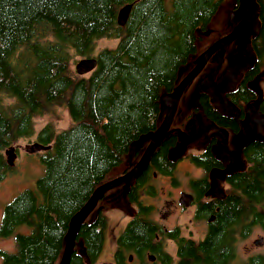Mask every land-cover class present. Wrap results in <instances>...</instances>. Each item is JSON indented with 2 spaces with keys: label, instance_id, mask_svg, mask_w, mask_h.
I'll use <instances>...</instances> for the list:
<instances>
[{
  "label": "trees",
  "instance_id": "1",
  "mask_svg": "<svg viewBox=\"0 0 264 264\" xmlns=\"http://www.w3.org/2000/svg\"><path fill=\"white\" fill-rule=\"evenodd\" d=\"M222 1L0 0V181L13 170L5 150L34 135V117L63 106L71 119L58 132L48 123L36 135L35 142L49 146L40 154L45 170L35 188L22 190L3 208L0 236L13 235L15 249L0 251L2 264H58L72 216L100 184L126 170L108 177L111 171L128 157V168L141 158L149 139L136 148L133 143L160 125L163 99L193 67L178 74L196 54L198 32L207 27ZM257 2L261 25L251 40L255 64L234 89L225 92L234 111L241 100L255 98L249 83L264 68V0ZM127 4L130 15L119 26L118 11ZM102 38L116 39V45L97 50ZM91 56L97 59L96 67L77 75L76 60ZM208 63L185 88L180 103ZM197 89V105L187 117L199 111L207 120L215 115L221 126L238 129L233 119L213 112L207 90ZM259 99L257 108L264 115V94ZM184 123L185 119L174 118L171 127L183 128ZM175 132L168 130L148 167L123 195L136 212L115 238L112 261L100 264H127L133 254L141 260L138 264H173L165 250L169 238L178 245L175 264H231L236 235H246L256 225L264 230V141L243 146L246 168L230 179L226 196L198 203L197 217L215 216L203 238L185 240L177 227L167 230L154 221V207L143 201L141 192L158 194L151 184L153 171L172 175ZM209 148L190 154L189 160L208 168L214 162ZM205 184L200 183L199 190ZM144 186L148 188L141 191ZM118 188L96 203L94 219H89L91 213L85 219L70 264H81L83 256L91 264L97 262L107 222L100 201ZM22 225L29 231L18 232ZM149 255L155 261H149ZM247 264H264V258L256 256Z\"/></svg>",
  "mask_w": 264,
  "mask_h": 264
},
{
  "label": "rangeland",
  "instance_id": "2",
  "mask_svg": "<svg viewBox=\"0 0 264 264\" xmlns=\"http://www.w3.org/2000/svg\"><path fill=\"white\" fill-rule=\"evenodd\" d=\"M237 4L236 0H223L220 6L218 7L216 13L213 15L210 23L208 24V35H205L203 31H199V40L197 43V52L191 58L190 62L186 66H182L179 69L178 74H184L188 70V68L194 64V60L196 57L200 55L202 50L208 43H211L216 38L225 35L230 29L234 27L235 21L237 19L236 11L234 10V6ZM116 39H107L102 38L97 41L96 49L104 48V47H114L116 45ZM233 44L231 47L224 48L221 50V53L224 56L229 57L233 54L234 50ZM230 50L232 52L228 53ZM247 51L249 54V65L254 60L253 52L250 48V45H247ZM228 53V54H227ZM222 58V56H221ZM79 59L76 60V62ZM225 61V60H224ZM222 62H215L210 60L207 65V68L196 80L195 87L191 88L182 99L181 103L177 108L175 119H185V123L183 128L178 127H170L178 131L182 134L188 135L190 131L193 132V135H196L200 131L201 125L209 126L206 118L198 111L196 113H192L191 116L187 117V114L191 112V109L197 105V87L201 80L210 84V88L207 89L209 93H212V85L218 84L222 78L228 73V67L226 64ZM75 62V64H76ZM74 64V66H75ZM241 74H238L231 82H229L224 91L228 89H232ZM250 85L256 90L258 97L264 94V71L259 74V77L256 78ZM199 88V87H198ZM163 99V97H161ZM257 107L256 102L251 103L247 107L248 116L244 121V125H242V130H248L250 117H259L255 110ZM255 111V112H254ZM183 120L180 121V124H183ZM48 123H52L55 126V131L58 132L61 129L66 128L70 123L71 119L68 115L67 110L63 106H58L51 113L39 115L33 118V130L34 135L31 137L21 138L19 141L14 143L9 147L11 153H14V157H12L13 165L12 171L8 172L6 176L0 181V219L2 215V211L4 206L11 201L14 196H16L19 192L27 188H35L36 180L40 176L43 175L45 167L44 164L40 160V152H29V145L35 142L36 135L41 127L47 125ZM179 123V122H178ZM210 129V128H209ZM250 130V129H249ZM248 130V131H249ZM175 132V133H176ZM205 132L200 133L201 137L197 139H190L189 143H185L184 151L180 154L177 150L179 142L175 146L174 149L171 150V157L179 158L185 152L197 153L200 152L207 144L209 139V134H204ZM264 134V126L262 127V135ZM264 136V135H263ZM198 137V136H196ZM150 138V135H146L141 137L139 140L133 143L132 148H136L138 146L144 145L145 142ZM222 145V144H221ZM217 145L216 149L219 152L221 149ZM131 158L128 157L126 159V163L115 168L108 177H111L117 173L123 171L124 167L130 163ZM185 160V159H183ZM239 162L240 165L238 168L245 167V160L240 157V159L230 158L225 160V168L224 172H229L230 168L233 166L232 161ZM178 167V163H177ZM179 171H176V174L182 181L180 187H182L186 181L188 176H197L199 175V171L193 170L188 167L185 162H182ZM215 177L213 176V179ZM213 189L215 187V192L221 189V192L226 190V186L220 180H213ZM152 184L156 186L158 190V194L154 197L143 194V201L147 204H151L154 207L152 218L154 221L158 222L164 227L172 228L174 226H179L181 232L186 236L190 237L194 240L201 239L204 235L206 228L205 219H196L194 216V207H178L171 204L168 207V203L173 200L176 203V198L178 199L180 192L179 188H170L167 180L163 177H155L152 180ZM186 188V187H185ZM182 189L186 191L187 189ZM170 191V192H168ZM124 190L122 188H118L109 192L101 202L103 205V209L105 210V215L107 217L106 227H105V235H104V246L102 252L97 260V263L102 261H112L113 259V249H114V241L118 233H120L125 227L126 223L132 216L135 211V206L128 204L123 198ZM214 193V192H213ZM212 193V194H213ZM214 196V195H209ZM168 212V213H167ZM96 208H94L89 216V219H94L96 217ZM167 213V214H166ZM165 214V216H164ZM20 233H26L29 231V227L26 225L19 226L17 229ZM2 237V236H0ZM255 239H264V231L262 228L253 226L249 234L240 238L236 244V256L233 260V264H245L246 258L249 255L253 254H264V244L261 246H257L253 244ZM15 249L14 238L12 236L2 237L0 238V251H13ZM77 251L81 254L82 248L80 243L76 245ZM165 250L170 254L174 255L175 247L174 243L171 240H165ZM0 264H2V258L0 257Z\"/></svg>",
  "mask_w": 264,
  "mask_h": 264
},
{
  "label": "flooded vegetation",
  "instance_id": "3",
  "mask_svg": "<svg viewBox=\"0 0 264 264\" xmlns=\"http://www.w3.org/2000/svg\"><path fill=\"white\" fill-rule=\"evenodd\" d=\"M256 2V13H257V22H256V24H255V26H254V28L252 29V30H250V32H249V35H248V41H247V45H250V48H251V40H252V38L254 37V35H255V33L257 32V29L260 27V25H261V22H260V17H259V14H258V11H257V8H258V6H259V4H258V2H257V0L255 1ZM239 7H241V9H242V11H243V13L242 14H240V15H237V19H236V21H235V24H234V27L240 22V20L242 19V17H243V15H244V12H245V5L241 2V0H238L237 1V4L235 5V11L237 12V9L239 8ZM211 21V20H210ZM210 23V22H209ZM233 27V28H234ZM232 28V29H233ZM232 29H230V31L232 30ZM230 31H228L226 34H228ZM203 33H205V35H208L209 33H208V25H207V27L203 30ZM208 33V34H207ZM225 34V35H226ZM224 36V35H223ZM222 36H220V37H218V38H216L214 41H212L211 43H208L206 46H205V48L202 50V52L204 51V50H206L211 44H213L215 41H217L219 38H221ZM235 45L234 47H233V50H234V52H233V54L235 53V50H236V40H234V41H232L231 43H229V44H227L226 46H224V47H221V48H219L218 50H216L215 52H214V54H212L211 55V57L209 58V60L207 61V63L208 62H210V60H212V61H215V62H223L224 60H228V64L226 65V67H228V72L230 71V69H231V64H230V58H231V56H233V54L229 57V55L228 56H224V58H223V54L221 55L222 56V58H221V60L220 61H217L216 60V57L219 55V53H221V50H224V48L226 49L227 47L229 48V47H231L232 45ZM228 48H227V50H228ZM247 49V48H246ZM252 50V49H251ZM201 52V53H202ZM230 52H232V50H230L228 53H230ZM253 52V51H252ZM227 53V54H228ZM247 53H248V51H247ZM254 55V54H253ZM197 58V57H196ZM195 58V59H196ZM255 60H256V58H255V56H254V60L252 61V63L249 65V54H248V63H247V65L246 66H244V67H242L239 71H238V73L233 77V79L238 75V74H241V76H240V78L238 79V81L242 78V76H245V74H247L248 72H249V70L251 69V67L252 66H254V64H255ZM194 64H193V66L195 65V60H194V62H193ZM206 63V64H207ZM205 67V66H204ZM202 71V70H201ZM200 71V72H201ZM264 71V68H263V70L261 71V72H259L252 80H251V82H253L256 78H258L259 77V74L260 73H262ZM198 76V75H197ZM196 76V77H197ZM195 77V78H196ZM194 78V79H195ZM193 79V80H194ZM232 79V80H233ZM231 80V81H232ZM230 81V82H231ZM237 81V82H238ZM236 82V83H237ZM250 82V83H251ZM250 83H249V86L252 88V89H254L251 85H250ZM236 87V84H235V86L232 88V89H234ZM208 88H210V86L208 87ZM207 88V89H208ZM200 89V88H199ZM211 89H212V91H213V86L211 87ZM229 90H231V89H228V90H226V91H229ZM255 90V89H254ZM202 91V90H201ZM204 91V90H203ZM226 91H224L223 93H222V96L220 95V96H218V98H217V101H215V102H212V100H211V93H209V97H210V101H211V103L213 104V112H215L216 114H218L219 116H221V117H225V118H228V119H233L235 122H236V125H237V127H238V129L236 128L235 129V127H234V125H233V127L232 128H228V127H224V126H221L220 124H218V122H217V120H216V116L214 115L213 116V119L212 120H207L208 121V123H209V127H210V129L207 131V132H205L204 134H202V135H205V134H209V139H208V142H207V144H206V146L200 151V152H197V153H191V152H185L181 157H179V158H171L172 160V166L174 167L173 168V172H172V175H165V174H159V173H157V172H155V171H153L152 172V175H151V181L153 180V179H155V177H163V178H165L166 180H167V183H168V185H169V187L170 188H179V191L178 192H180V194H179V197H178V199L176 198V203H175V201L173 200L172 202H169L167 205H168V207L171 205V204H174V206L176 207V206H178V207H184V208H189V207H194V216H195V218L196 219H199L200 217H197L196 216V211H197V208H198V203H202V202H208L209 200H211V199H213V198H219V197H224V196H226L228 193H229V191H230V184H229V181H230V179H232V178H234L235 177V174L236 173H239L240 171H243L245 168H246V166L245 167H241V168H238V166L240 165V163L239 162H236V161H232V164H233V166L230 168V171L229 172H224L223 170H224V168H225V160L226 159H230V158H236V159H240V157H242L244 160H245V158L243 157V149H244V145L246 146L248 143H250V142H252V141H264V134L262 135V127L264 126V115L259 111V109L256 107L255 108V110H256V112L258 113L257 115L259 116V117H250V120H249V123L247 124V125H249V127L250 128H248V130H246V131H243L242 130V125H244V121L247 119V116H248V109H247V107H248V105H250L251 103H253V102H256V105H257V103L259 102V98L261 97H258V95H257V92H256V90H255V92H256V94H255V98H253V99H251V100H249V99H247V98H245V100H241L239 103L241 104V107H239L238 106V110L237 111H234L233 110V108L231 107V104H232V100L231 99H228L227 98V96H225V92ZM197 93H198V91H197ZM198 95V94H197ZM239 96V95H238ZM197 97V96H196ZM166 99H165V97H164V99H163V101H165ZM180 101V100H179ZM182 101V100H181ZM180 103V102H179ZM179 103H178V106H179ZM178 106H177V108H178ZM167 108H168V102H166L165 101V103H163L162 104V109H164V115H165V113H166V111H167ZM177 110V109H176ZM255 112V111H254ZM175 114H176V112H175ZM175 114H174V116H175ZM174 118L175 117H173V120H174ZM172 120V121H173ZM172 124V123H171ZM170 127H171V125H170ZM169 127V131H171V130H173L172 128H170ZM251 132H253L252 134H251ZM179 134H180V132L178 131V133H177V138H178V142L179 143H181V139L179 138ZM223 134H225V137L223 136ZM149 135H151V134H149ZM199 137H201V135H199L198 137H196L195 139H197V138H199ZM225 140H226V142H225ZM149 141H150V138H149ZM177 142V143H178ZM189 143V142H188ZM222 144V145H221ZM177 145V144H176ZM217 145H221V146H219L220 147V151L218 152L217 151V149H216V146ZM208 146H210V148H209V152H210V158L211 159H213L214 160V162H211V164H210V166H212L210 169H208L210 166H208V168H203L202 166H199V165H197V164H195L194 162H191L190 160H189V155L190 154H200V153H203L207 148H208ZM144 152V151H143ZM143 154V153H142ZM170 155H171V153H170ZM142 156V155H141ZM183 159H185V160H183ZM182 162H185V164L188 166V167H190L191 169H193V170H197V171H199V175H197V176H188L187 175V178H186V181H185V183H184V185L182 186V187H180L181 186V184H182V181H181V179L179 178V176L176 174V171H179V167H180V165H181V163ZM246 162V161H245ZM149 163V162H148ZM177 163H178V167H177ZM136 164V162L134 163V165ZM134 165H132V167L134 166ZM132 167H130V168H128V167H124V169L123 170H126V171H128L129 169H131ZM148 167V165L145 167V168H147ZM145 168H144V170H145ZM144 170H142V171H144ZM123 174V173H122ZM121 174H119V175H116V176H114V178H116V177H118V176H120ZM213 176L215 177L214 179H213ZM134 180H136V178H134L133 179V181ZM213 180H220V181H222V183L226 186V190L225 191H223V192H221V189L220 190H218V191H216L215 192V187H214V189H213ZM151 183V182H150ZM200 183H206L204 186H203V189L202 190H199V184ZM152 184V183H151ZM123 190H124V184L123 185H119ZM198 187V192H197V190H196V187ZM186 187V188H185ZM114 188V187H113ZM148 187L147 186H144L142 189H141V191H143V190H145V189H147ZM155 188H156V186H155ZM187 189L186 191H184V190H182V189ZM157 189V188H156ZM168 192H170V191H168ZM183 192H185V193H188V194H191L192 195V200H191V203H190V205L189 206H183V205H181L180 203H179V198H180V195H181V193H183ZM214 192V193H213ZM213 193V194H212ZM143 194H144V192H141V195L143 196ZM209 195H214V196H209ZM196 196H200V198L199 199H197V197ZM132 205V204H131ZM180 205V206H179ZM134 206V205H133ZM135 212H136V207H135V211H134V213L132 214V216L135 214ZM168 213V212H167ZM166 213V214H167ZM131 216V217H132ZM164 216H165V214H164ZM130 217V218H131ZM214 217L215 216H213L212 214L210 215V218L209 219H207V217H205V218H200V219H205V221H206V228H205V232H204V235L206 234V231H207V227H208V223L209 222H212L213 220H214ZM92 220V219H91ZM130 220V219H129ZM128 220V221H129ZM209 221V222H208ZM0 224H1V219H0ZM127 224V223H126ZM163 227H164V225H162ZM175 227H177L178 229H179V233H180V235L182 236V237H184L185 238V240H191V241H198V240H200V239H198V240H194V239H192V238H190V237H186L182 232H181V230H180V228H179V226H174V227H172V228H168V227H165L167 230H169V229H173V228H175ZM252 229V228H251ZM251 231V230H250ZM249 231V232H250ZM264 231V230H263ZM249 232L247 233V234H249ZM119 234V233H118ZM117 234V235H118ZM246 234V235H247ZM204 235L202 236V238L204 237ZM243 236H245V235H239V234H237L236 235V237H235V241H236V244H237V242H238V240L240 239V238H242ZM0 238H2V237H0ZM168 240H171L173 243H174V247H175V252H174V255H172V254H170L169 252V254H170V256L172 257V262H173V264H175V262L177 261V258L178 257H176V252H177V248H178V245H177V243H176V241L175 240H173V239H168ZM256 240V239H255ZM254 240V241H255ZM261 240V239H260ZM254 241H253V244L254 245H257V246H261V245H263L264 244V239H262V241L259 243V244H255L254 243ZM236 250H237V248H236ZM132 256V259L131 260H129V258H127V261H126V263L127 264H138V262H141V260H139L138 258H136L135 257V255L133 254V255H131ZM235 256H236V251H235ZM235 256L233 257V259H232V262H231V264H233V260H234V258H235ZM256 256H258V257H260V258H264V254H253V255H249L247 258H246V263L245 264H247V262L249 261V259H251V258H254V257H256ZM1 257V256H0ZM147 258H148V256H146ZM81 259V264H91L89 261H88V259L87 258H85V256H83L82 258H80ZM98 260V259H97ZM148 260L149 261H155V258H153V260H151L150 258H148ZM103 262V261H102ZM95 263H97V262H95ZM94 263V264H95ZM101 263V262H100ZM100 263H98V264H100Z\"/></svg>",
  "mask_w": 264,
  "mask_h": 264
},
{
  "label": "water",
  "instance_id": "4",
  "mask_svg": "<svg viewBox=\"0 0 264 264\" xmlns=\"http://www.w3.org/2000/svg\"><path fill=\"white\" fill-rule=\"evenodd\" d=\"M256 0H241V2L245 5V12L240 20V22L229 32L228 34L222 36L213 44H211L206 50H204L200 55L195 59V65L186 73V75L180 80L178 85L174 88V90L165 97V101L168 102L167 111L162 119L161 124L158 128L150 135V141L148 142L145 150L141 156V158L136 162V164L125 171L120 176L108 180L102 184H100L91 194L87 202L72 216L71 221L69 223V227L66 233L65 245L61 257L59 259L58 264H70L71 254L75 245V240L78 236L79 229L88 215L92 212L96 203L103 197V195L112 189L113 187L123 185L124 184V196L129 188V185L133 181L136 176L141 173V171L148 165V162L152 156L153 151L159 145L165 134L168 132L169 127L172 123L174 114L176 112L179 100L185 88L189 85V83L200 73V71L204 68L207 61L211 57L212 54L216 50L221 47L226 46L232 41L236 40V50L233 56L230 58L231 69L230 71L222 78V80L218 84H213V91L211 93L212 102L217 101L218 96H222L224 92L225 86L233 79V77L238 73V71L247 65L248 63V53H247V41L250 30H252L257 22V13H256ZM131 5L127 4L121 7L117 14V24L119 26H123L128 18L130 12ZM243 11L241 7L237 9L236 14L240 15ZM217 61L221 60V55L219 54L216 57ZM97 65V59L94 56L91 57H82L76 62L74 66V70L77 75H85L91 72ZM210 86L209 83L201 80L199 82L198 87L200 90H207ZM163 101V103H165ZM209 126L201 125L200 131L193 135V132L190 131L188 135L179 134V138L182 140L178 145L177 150L181 154L184 151L185 143L189 142L190 139H195L196 136H199L202 132H207L209 130ZM253 132H251L252 134ZM225 137V134H223ZM226 142V140H225ZM49 146L43 145L39 142H34L29 145V152H39L48 149ZM5 154L7 156V160L9 165H13L12 157H14V153H11L9 148L5 150ZM192 195L188 193H181L179 198V203L183 206H189L192 200ZM261 242L260 239H256L254 241L255 244H259ZM149 258L153 260V256L149 255ZM132 259V256H129V260Z\"/></svg>",
  "mask_w": 264,
  "mask_h": 264
},
{
  "label": "bare ground",
  "instance_id": "5",
  "mask_svg": "<svg viewBox=\"0 0 264 264\" xmlns=\"http://www.w3.org/2000/svg\"><path fill=\"white\" fill-rule=\"evenodd\" d=\"M130 15V14H129ZM125 25V24H124ZM231 32V31H230ZM162 122V121H161ZM161 124V123H160ZM180 144V143H179ZM154 153V152H153ZM153 153H152V155H153ZM146 169V168H145ZM144 170V169H143ZM143 171H141V173H142ZM141 173H139L137 176H136V179L138 178V176L141 174ZM85 223V221L82 223V225ZM81 225V226H82ZM74 250H75V248H73V251H72V254H73V252H74ZM72 254H71V256H72Z\"/></svg>",
  "mask_w": 264,
  "mask_h": 264
}]
</instances>
